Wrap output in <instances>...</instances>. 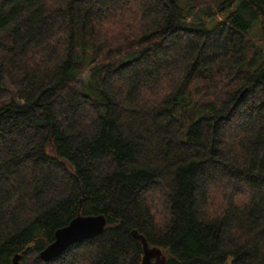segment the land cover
Returning <instances> with one entry per match:
<instances>
[{"label": "trees", "instance_id": "16d2710c", "mask_svg": "<svg viewBox=\"0 0 264 264\" xmlns=\"http://www.w3.org/2000/svg\"><path fill=\"white\" fill-rule=\"evenodd\" d=\"M133 232L264 264V0H0V264H140Z\"/></svg>", "mask_w": 264, "mask_h": 264}, {"label": "water", "instance_id": "95a60500", "mask_svg": "<svg viewBox=\"0 0 264 264\" xmlns=\"http://www.w3.org/2000/svg\"><path fill=\"white\" fill-rule=\"evenodd\" d=\"M105 226L106 221L103 216H82L79 213L67 226L55 232L54 241L40 252L39 257L44 262L56 259L75 243L100 235ZM133 236L142 244L143 255L140 264H163L164 259L158 249L149 248L142 235L133 232ZM19 261L20 256L16 255L12 259V264H20Z\"/></svg>", "mask_w": 264, "mask_h": 264}, {"label": "rangeland", "instance_id": "374dc122", "mask_svg": "<svg viewBox=\"0 0 264 264\" xmlns=\"http://www.w3.org/2000/svg\"><path fill=\"white\" fill-rule=\"evenodd\" d=\"M254 25V24H253ZM252 25V27H251V31H255L256 30V28L254 27ZM88 78V72H84L83 74H81L80 76H79V81H85L86 79ZM152 262H154V259L152 260Z\"/></svg>", "mask_w": 264, "mask_h": 264}]
</instances>
